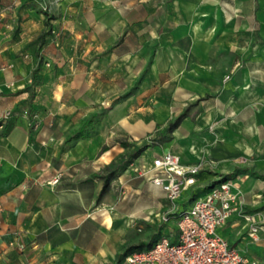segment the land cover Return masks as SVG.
Masks as SVG:
<instances>
[{
	"label": "crops",
	"instance_id": "1",
	"mask_svg": "<svg viewBox=\"0 0 264 264\" xmlns=\"http://www.w3.org/2000/svg\"><path fill=\"white\" fill-rule=\"evenodd\" d=\"M20 1L0 0V5ZM42 2L48 7L47 25L43 17H14L9 8L0 10V264H125L124 249L145 242H135L129 229L149 226L143 208L158 216L163 207L175 223L174 215L207 190L192 196L199 185L221 179L233 183L238 198L236 211L216 232L248 259L264 264V152L256 160L264 147V0ZM46 27L57 37L53 41L49 36L39 49L43 66L28 115V92L22 90L30 83L37 57L20 58L23 41L11 37L17 31L23 39L35 38ZM83 31H91V48L102 46L100 34L109 36L117 50L130 46L141 70L146 61L150 77H165L184 95L168 125L184 116L167 132L169 138L159 139L168 125L155 131L153 142H145L149 146L130 164L138 175H129L128 164L104 192V179L97 173L104 170L107 175L105 167L122 149L106 144L96 155L103 145L99 131L62 150L78 124L59 138V116L74 114V109L59 110V101H64L62 93L59 97V32L64 44L75 36L80 39ZM6 111L10 114L3 119ZM242 133L247 139L240 138ZM97 136L100 144L72 153ZM164 152L182 162L201 163L195 184L171 205L140 174ZM56 171L62 176L55 186L41 184ZM117 182L120 190L111 204ZM242 212L261 226L256 241L247 234ZM170 234L175 239L176 228Z\"/></svg>",
	"mask_w": 264,
	"mask_h": 264
},
{
	"label": "rangeland",
	"instance_id": "2",
	"mask_svg": "<svg viewBox=\"0 0 264 264\" xmlns=\"http://www.w3.org/2000/svg\"><path fill=\"white\" fill-rule=\"evenodd\" d=\"M7 8L10 9V14L12 13L14 17H43L47 21L50 19L48 18V7L42 0H21L18 5H0V10H7ZM44 32L48 33L46 39L51 37L50 39L54 41L57 37L56 32L51 28L46 27ZM19 33L16 31L13 38L11 37L14 41H23L24 45L21 44L18 50L19 57L27 60L30 59V54L37 57V51L45 46V43L42 44L39 40L40 34L35 38L23 39ZM81 33L80 39L75 36L74 40L69 39L63 44L62 34L59 32V97L61 93L64 95V101H59V110L74 109V114H70L71 117L62 118L59 116V138L65 137L67 132L75 130V126L77 124L80 126L92 113L104 112L99 122H93L94 124L87 126L84 136L99 135L100 131V135L103 136V145L95 152L96 155L108 148L106 144L111 146L115 143L123 153L115 157V162L119 163L127 151L136 149L145 142L151 144L155 131H163L173 120L178 114L176 112L179 106L183 103V91H180L181 88L176 89L173 83L167 82L165 77L158 80L150 77L146 61H144V68L141 70V63L139 60L137 61L134 51L129 53L130 46L122 51L117 50L111 46L113 43L109 36L103 39V34H100L101 36L98 35L97 39L102 46L97 44L91 48L93 41L88 40L91 31ZM25 50H28L29 54L24 52ZM193 110H195L194 107L190 109V112ZM240 138L247 139L246 133H242ZM100 143L101 138L97 136L74 149L72 153L76 154L84 147L87 149L88 146ZM263 148L261 147L257 152L256 160L264 152ZM89 150H87L88 153ZM130 164L128 165L129 175L132 176V173L138 175L137 167ZM244 169L245 167H241V170ZM104 173L105 171L102 170L97 175L103 178ZM214 183L213 180L199 185L192 196ZM119 185L120 182H117L112 186L111 204L116 200L114 193H119ZM164 200L167 201V204H172L165 197ZM144 204L145 201L140 204V209ZM162 210L163 207H160L158 216H155V211L151 212L150 209L143 208L146 217L144 221H148L149 226L144 224L140 227L139 224H134L129 227L135 234V242L145 241L138 245L139 249L148 248L160 236L173 238L170 232L175 230V223L172 220L164 222L163 217L168 213ZM154 233L158 234L151 239ZM133 246L134 244L129 245L124 249L123 254Z\"/></svg>",
	"mask_w": 264,
	"mask_h": 264
},
{
	"label": "built area",
	"instance_id": "3",
	"mask_svg": "<svg viewBox=\"0 0 264 264\" xmlns=\"http://www.w3.org/2000/svg\"><path fill=\"white\" fill-rule=\"evenodd\" d=\"M9 112L3 113L6 119ZM201 171V163L182 162L171 153L164 152L151 160L150 167L140 171L147 175L152 185L162 190L169 201H175L183 191L193 186ZM62 176L56 171L41 182L53 187ZM238 194L233 183L221 179L193 199L191 205L174 215L176 237L160 236L148 248L132 250L124 257L125 264H257L233 247L216 229L236 211ZM3 207L0 204V223ZM248 225L251 241L259 238L261 226L246 213H240ZM169 217L164 216L167 222Z\"/></svg>",
	"mask_w": 264,
	"mask_h": 264
},
{
	"label": "trees",
	"instance_id": "4",
	"mask_svg": "<svg viewBox=\"0 0 264 264\" xmlns=\"http://www.w3.org/2000/svg\"><path fill=\"white\" fill-rule=\"evenodd\" d=\"M45 24H48V21L45 22ZM46 35H48L47 32H42L39 35V40L42 44H44L46 42ZM37 62L35 67L32 69L31 71V80L28 86H26L22 91L28 92V96H27V100H28V107H27V113L28 115H31L32 113V109H33V104H32V99L34 98L35 94H36V87L39 84V74L41 71V68L43 66V59L39 53V50L37 51ZM104 112H100V113H92L82 124L81 126L75 131L73 132L69 137H67V139L64 141L62 150H66L69 147L72 146L73 142L78 139L81 138L85 135V131L88 125L90 124H94L93 122H99L100 118L103 116ZM184 116V113H182L181 115H179V117H177V119L170 123L168 125V127L166 128V132L159 135V139H163V140H167L169 137L167 135V132H169L172 127H174L178 121ZM93 127V126H92ZM31 130V128H29ZM125 145V144H124ZM149 145H147V143L142 144L140 147H137L136 149H133L131 151H127L123 157L121 158V160L119 161V163H116L114 161H112L111 163H109L106 167L105 170L108 171V174L103 176L104 179V184H103V188H102V192H104L109 184V181L111 178H113L114 175H116L117 173H119L121 170H123L128 164H130L135 158H137ZM185 210V209H184ZM183 211V210H182ZM180 211V212H182ZM180 212H177L178 215ZM151 245V244H150ZM150 247V246H149ZM139 249L138 246H133L131 248H129L125 253L124 256L129 253L132 250H137ZM142 249V248H141Z\"/></svg>",
	"mask_w": 264,
	"mask_h": 264
}]
</instances>
